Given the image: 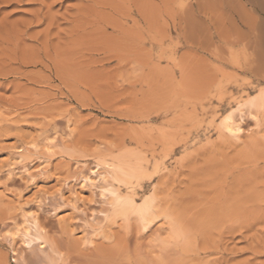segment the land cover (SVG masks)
I'll use <instances>...</instances> for the list:
<instances>
[{
	"label": "rangeland",
	"instance_id": "1",
	"mask_svg": "<svg viewBox=\"0 0 264 264\" xmlns=\"http://www.w3.org/2000/svg\"><path fill=\"white\" fill-rule=\"evenodd\" d=\"M261 91L264 0H0V264H264ZM105 161L145 216L79 188Z\"/></svg>",
	"mask_w": 264,
	"mask_h": 264
},
{
	"label": "bare ground",
	"instance_id": "2",
	"mask_svg": "<svg viewBox=\"0 0 264 264\" xmlns=\"http://www.w3.org/2000/svg\"><path fill=\"white\" fill-rule=\"evenodd\" d=\"M263 97H264V92L261 91L260 93H257L256 95L251 96L249 99L245 100L243 103H240V104L237 103L238 106L235 107V111L241 110V114H242L243 113L242 110L245 109L244 107L246 106V108L248 109V110L246 109L248 111V114L255 117V114L254 113L252 114L253 109H255L257 106H259V101ZM250 109H252V112H250ZM234 113L235 112H233V109H231L229 111V113L224 115L223 118H221L222 121L220 123L221 124L220 127L222 128V130L224 129L229 134H231V135L237 134L236 136H238L239 133H241L243 131V129H242L240 121L239 120L236 121L234 119ZM248 114H246V115H248ZM243 115H244V113H243ZM239 117H241V119H242L243 116H241L239 113ZM39 160H41V159H39ZM16 162H17V160H16ZM105 162H103L104 164L102 163V165L99 163H95L94 164L95 166L93 168L90 167L87 169L88 170L87 174H84V173L80 174L82 172V171H80V173H79L80 176L77 177V178H79V179H77V182H79L78 184L80 186L79 188H82V189L86 188V190L88 189L91 193H94L97 188H98L97 190H100V193H103V192H101V190H103V191L105 190L108 194L113 196L116 207L118 205L119 207H121L123 209H125V208L130 209V210L132 209V210H134V212L137 211L139 213V215L142 217L144 215V213L146 212V210L148 209L145 206V204H143V207L141 206L142 208L136 207L135 201L133 200V198L130 194L120 195L115 188L110 187L111 181L130 183L131 178L140 175V169H138L139 167L131 169V170L128 168V170H127L125 167H123V165H120L119 163L118 164H113V163L110 164V163H107V162L105 163ZM14 163H11L9 166L12 167V164L14 165ZM17 164H18V162H17ZM19 164H21V163L19 162ZM40 164L42 165V163H40ZM26 165H27L26 163L23 164V168H24L25 173H26V170L28 167ZM99 167L104 169V171L99 169ZM25 173H24V175H27V173L26 174ZM108 177H110V179H108ZM78 180H80V181H78ZM101 184L102 185L105 184L109 188L108 187L106 188L104 185L102 186ZM66 185L67 184L64 183V187H62L63 189L61 188L62 191L64 190ZM69 187H71V188H69V192L72 195L69 193L68 194L74 198V199H72V202H73V200L74 201L79 200L82 203V205H85L86 203L84 202L85 201L84 199H79L76 197V195L73 191L74 187L71 185ZM75 187H77V184ZM67 188H68V186H67ZM58 192H60V191H58ZM61 194H62V192H61ZM69 195H68V198H72L71 196L69 197ZM73 195H75V196H73ZM78 195H79V193H78ZM37 206H38L39 210L42 209L40 202H37ZM72 209H74L75 211H77L81 214L86 213V211L83 208H80V205L79 206L75 205L74 202L72 204ZM90 214L92 215V213H90ZM17 219L18 220L14 221V231L11 233L9 232V234H7L8 232L7 233L5 232L7 235H5V236L3 235L5 237V240H8L12 246L14 245V243L16 242L17 239L24 246L27 245L29 247L31 244H33L35 242H38L42 246L44 244V239L42 237L43 235L41 234L42 229H43V227H42L43 225H41L42 223L39 221L38 213H36V212L34 213V211L31 212L29 210H25L23 208H20L19 217ZM39 257L40 256L36 257V262L37 263L40 262L42 264H45L44 260H45V262L47 261L45 259V256L43 255V258L42 257L39 258ZM46 257H48V255ZM49 262H50V260H49ZM40 263H38V264H40Z\"/></svg>",
	"mask_w": 264,
	"mask_h": 264
}]
</instances>
